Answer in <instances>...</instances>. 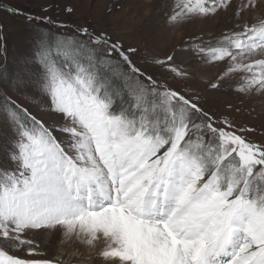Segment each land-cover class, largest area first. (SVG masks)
I'll return each mask as SVG.
<instances>
[{
  "label": "snow or ice",
  "instance_id": "obj_1",
  "mask_svg": "<svg viewBox=\"0 0 264 264\" xmlns=\"http://www.w3.org/2000/svg\"><path fill=\"white\" fill-rule=\"evenodd\" d=\"M166 7L173 29L230 9L236 23L213 40L193 36L163 54L145 49L147 67L133 60L136 46L107 29L41 32L36 79L8 87L31 83L60 123L0 91V151L11 165H0V264H72L78 250L62 256L73 242L104 264H264V141L251 138L254 127L208 109L202 95L227 86L264 104V0ZM122 8L113 0L105 14ZM180 54L186 62L177 64ZM219 63L211 79L186 66ZM40 232L59 233L60 255L43 254L47 245L32 236Z\"/></svg>",
  "mask_w": 264,
  "mask_h": 264
},
{
  "label": "rangeland",
  "instance_id": "obj_2",
  "mask_svg": "<svg viewBox=\"0 0 264 264\" xmlns=\"http://www.w3.org/2000/svg\"><path fill=\"white\" fill-rule=\"evenodd\" d=\"M113 0H0V6L8 9H21L29 14H14L13 12L0 11V19L3 29H0V91L6 92L19 103H22L37 117L43 118L48 124L60 123L61 117L47 111L45 104L47 98L40 95L31 83L14 90L8 87V82L14 78H22L25 81L35 80L39 72V65L35 62V42L30 39L32 31L36 38L43 28L51 31H60L68 35L74 34L76 25H87L96 31L107 29L109 32L121 35L125 47L129 44L136 46L139 51L133 60L141 67H147L145 49L154 53H166L182 40L190 37H202L205 41L213 40L227 29L233 28L236 20L229 12H221L219 15L208 19H196L173 29L166 24V5L170 0H116L123 8L113 16L105 14V5ZM4 4V5H3ZM72 7L74 11L67 13L66 8ZM47 9V11H45ZM33 14V15H31ZM41 17V19L29 22L27 17ZM43 17L51 18L54 23L48 24ZM119 18V23H114ZM251 21V16H249ZM56 21V22H55ZM67 27H60V25ZM33 27V28H31ZM29 29V30H28ZM32 30V31H31ZM115 38V36L113 37ZM186 62L185 54L177 57V64ZM185 66V65H182ZM190 71L195 70L202 73L206 78L214 77L225 65H186ZM154 75H161L157 68H149ZM167 82L174 87L181 86V81L173 80L163 74ZM194 87L203 88V84H194ZM207 98L206 107L218 116L227 115L237 124L252 126L255 128L250 136L255 141H264V104L257 99H249L234 92L231 88L224 86L219 91L209 90L203 92ZM239 108L240 111L230 110L228 105ZM254 109V111H250ZM5 128L4 116L0 114V129ZM58 136L64 137L57 133ZM11 166L7 156L0 151V165ZM37 243L47 246L42 249L46 257L55 258L60 255L58 244L59 233L53 239L43 232L32 233ZM53 239L54 243L48 241ZM52 238V239H51ZM55 240V241H54ZM103 244L97 245V250ZM63 259H68L73 251L78 250L80 257H72V264H104L103 260L93 251L91 259H87L89 249L83 245L73 242L64 245ZM25 255L26 253H17Z\"/></svg>",
  "mask_w": 264,
  "mask_h": 264
},
{
  "label": "trees",
  "instance_id": "obj_3",
  "mask_svg": "<svg viewBox=\"0 0 264 264\" xmlns=\"http://www.w3.org/2000/svg\"><path fill=\"white\" fill-rule=\"evenodd\" d=\"M29 30V29H28ZM43 32H48V33H52V34H59L60 32H53V31H51L49 28H47V29H44L43 30ZM32 41H34L33 39H31ZM58 61H59V58H58ZM62 62V61H61Z\"/></svg>",
  "mask_w": 264,
  "mask_h": 264
},
{
  "label": "bare ground",
  "instance_id": "obj_4",
  "mask_svg": "<svg viewBox=\"0 0 264 264\" xmlns=\"http://www.w3.org/2000/svg\"><path fill=\"white\" fill-rule=\"evenodd\" d=\"M54 238H55V237H53V239H54ZM51 239H52V238H51ZM53 239H52L51 241H48V240H46V238H45V240L48 241V244H49V243H51V244L54 243V242H53ZM54 241H55V240H54Z\"/></svg>",
  "mask_w": 264,
  "mask_h": 264
},
{
  "label": "crops",
  "instance_id": "obj_5",
  "mask_svg": "<svg viewBox=\"0 0 264 264\" xmlns=\"http://www.w3.org/2000/svg\"><path fill=\"white\" fill-rule=\"evenodd\" d=\"M4 5V4H3Z\"/></svg>",
  "mask_w": 264,
  "mask_h": 264
}]
</instances>
